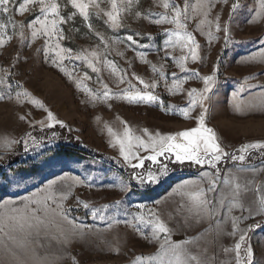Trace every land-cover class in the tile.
Returning <instances> with one entry per match:
<instances>
[{
  "label": "rangeland",
  "instance_id": "rangeland-1",
  "mask_svg": "<svg viewBox=\"0 0 264 264\" xmlns=\"http://www.w3.org/2000/svg\"><path fill=\"white\" fill-rule=\"evenodd\" d=\"M78 3L86 15L71 0H0V264H247L249 245L264 264V147L231 159L264 145L261 0ZM136 94L156 100L123 98ZM202 112L226 155L173 167L161 142ZM55 125L78 147L38 133Z\"/></svg>",
  "mask_w": 264,
  "mask_h": 264
},
{
  "label": "snow or ice",
  "instance_id": "snow-or-ice-1",
  "mask_svg": "<svg viewBox=\"0 0 264 264\" xmlns=\"http://www.w3.org/2000/svg\"><path fill=\"white\" fill-rule=\"evenodd\" d=\"M71 3L80 10L81 13H84L86 15V7L87 5L83 4V3H78V0H71ZM262 5H264V0H261ZM49 6H43L42 7V11H45L46 9L48 10ZM165 8H168V4L165 3L164 4ZM237 7V5H233V9H235ZM52 11L55 13L56 11V6L52 5L51 6ZM47 12V11H45ZM111 15V14H109ZM177 15H179V13H177ZM217 20H219V17H217ZM175 22V20L173 21ZM36 23H40L39 18L37 17L36 20L33 21V24L36 25ZM35 28V27H34ZM217 30H219V23H217ZM38 31H41V29H37L34 30V35H37ZM224 32H225V44H227V40H228V28L227 26L224 28ZM129 40H132V37L129 36L128 37ZM189 39L191 40L192 44L194 45L196 43L195 39L192 38L191 36H189ZM192 51V59L196 60L198 57L196 55L195 50H191ZM261 52L264 53V47H262ZM254 58V57H253ZM95 70V68L93 69ZM204 81H205V91L208 90V85L213 81L214 77L213 76H205L203 77ZM195 90H193L194 93ZM193 93H189V95H193ZM124 99H127L129 101H147V102H151L156 100V97L153 96L152 94H148V95H140V94H136V95H132V96H124ZM193 103L195 104V101H193ZM188 110L185 109L183 111V115L184 116H188ZM49 119H52V114L51 112L48 113ZM199 120V126L198 127H193L190 130H185V131H181L179 132L176 136H168L165 138V141L161 142V146H160V152L158 153V155H162L164 154V152H168V153H175V160L177 162H184V161H188L191 163H195L198 165H210L213 168L216 167V163L218 161L221 160L222 156L226 155L224 153L223 148H221L220 144L217 143L216 141V137L213 134V129L205 127L204 126V113L202 112L198 118ZM56 123H60L59 121H56ZM179 138H183V143H176L174 141L178 140ZM166 144V147H165ZM264 147V145H257V144H245L242 145L240 148V155H232L231 159L232 160H240L243 161L245 159V155L244 153H246L249 149L255 148V147ZM121 155H124L125 160L128 159L127 155L124 154V148L123 146H121ZM202 157H208V159H204ZM150 160L152 161H156L157 160V156L153 155L151 157H149ZM130 163V161H129ZM143 163V160H141V164ZM167 172V167L163 166L160 168V175L162 174H166ZM159 175V176H160ZM204 175H208L207 173H204ZM159 176L157 175H153L152 173L148 174L147 177V182L148 183H155L157 182ZM140 183H145V180L143 178H140ZM187 183V182H185ZM177 188H179V185L177 186ZM177 189L174 188L173 192H175ZM201 196L203 195V193H200ZM35 195V194H33ZM203 202V201H202ZM35 203L39 204L41 203V201L39 199H37L35 201ZM157 203H159V201H157ZM46 207V206H45ZM85 207H87V205H85ZM141 208L144 207L143 204L140 205ZM47 210V207H46ZM15 211H19L18 209ZM101 219H103V217H101ZM260 225L257 224L255 225V227H259ZM155 231L157 234L159 233H165L168 234L170 232V229L162 222L157 220L155 223ZM167 239V236H166ZM246 240V236L245 235H241L239 237V242H237L235 244V248L237 250V258L239 261V250L241 249L242 243H244ZM246 256H247V264H255V260H254V251L251 248V246L249 245V247L247 248V252H246Z\"/></svg>",
  "mask_w": 264,
  "mask_h": 264
},
{
  "label": "trees",
  "instance_id": "trees-1",
  "mask_svg": "<svg viewBox=\"0 0 264 264\" xmlns=\"http://www.w3.org/2000/svg\"><path fill=\"white\" fill-rule=\"evenodd\" d=\"M54 130H57L63 134H66L65 137L68 141H70V143L72 144V147L74 148H77L78 147V144H79V141L78 140H75L74 138H72V136H70L69 134H67L65 132V128L62 127V126H59V125H55L53 127H48V128H44V129H41L39 130L38 133H47V132H50V131H54ZM22 149V142H21V139H19L18 143H17V146H16V151H20ZM81 149H83L84 151L90 153V154H93V155H96V156H102L104 157L105 159H108V160H111L112 162H115L116 160L111 157L110 155L104 153V152H101L97 149H94L90 146H84L82 147ZM18 152H12L10 154H8V156L2 161V164L4 163H12L14 160H16L18 158V155L19 153ZM171 165L175 168H180V167H184V168H187L189 166H192V163L191 162H182V163H177V162H172ZM120 169H124V168H120Z\"/></svg>",
  "mask_w": 264,
  "mask_h": 264
},
{
  "label": "crops",
  "instance_id": "crops-1",
  "mask_svg": "<svg viewBox=\"0 0 264 264\" xmlns=\"http://www.w3.org/2000/svg\"><path fill=\"white\" fill-rule=\"evenodd\" d=\"M243 8H246L245 11L243 12L244 14H247L248 13V8H255L252 4L249 5V4H246L245 6H243Z\"/></svg>",
  "mask_w": 264,
  "mask_h": 264
},
{
  "label": "bare ground",
  "instance_id": "bare-ground-1",
  "mask_svg": "<svg viewBox=\"0 0 264 264\" xmlns=\"http://www.w3.org/2000/svg\"><path fill=\"white\" fill-rule=\"evenodd\" d=\"M247 200H250V201L252 200V203H253L254 197L251 198V196H250V199H247ZM254 201H255V200H254ZM248 202H249V201H248ZM219 246H220V245H219ZM219 257H220V256H219Z\"/></svg>",
  "mask_w": 264,
  "mask_h": 264
}]
</instances>
